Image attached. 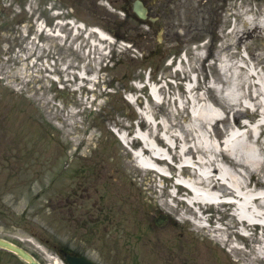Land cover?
Segmentation results:
<instances>
[{
	"label": "rangeland",
	"instance_id": "1",
	"mask_svg": "<svg viewBox=\"0 0 264 264\" xmlns=\"http://www.w3.org/2000/svg\"><path fill=\"white\" fill-rule=\"evenodd\" d=\"M9 1L13 4L0 14L8 26L0 31V100L10 107L9 121L25 117L27 125L13 137V143L9 142L12 138L1 139L10 147L26 143L30 152L21 158L22 172L14 161L15 152L4 151L0 157V164H5L0 171V237L36 252L43 264H55L39 241L49 236L61 237L78 250L96 242L97 251L89 248L96 253L87 252L101 264H135L134 238L143 235L144 229L155 230L146 234L149 239L141 243L142 252L166 254L161 264H198L202 240L187 219L191 213L183 203L169 199L171 183L162 192L158 182H163L157 174L134 167L132 152L120 136L130 137L137 124L146 132V120H166L171 115H176L172 122L186 123V127L198 94L220 103L216 88L244 79L239 63L245 61L259 69L264 64L263 42L245 27L243 18L252 14L255 24L262 0L227 3L222 20L235 27L218 34V48L210 30L215 18L187 16L190 7L183 8V20L176 18L181 24L173 27L175 34L168 27L166 33L156 28L162 31L160 41L156 40L159 32L150 40L142 25L122 19V10L112 0L56 1L53 7L62 8V13L55 16L46 7L48 0H39L38 8L34 3L20 7L15 3L18 0H3ZM71 15L83 21L87 31L93 25L116 24L120 32L127 33L132 47L106 30L112 43L98 40L96 32L84 28L75 32L76 24L64 20ZM39 22L44 24L40 32L36 29ZM25 29L29 30L27 37ZM172 35L173 39L166 40ZM238 36L246 41L245 46ZM112 53V60L105 64ZM181 53H185L183 59ZM219 53H225L231 65L222 82L217 69ZM169 59L173 62L167 63ZM222 125L218 121L219 130H224ZM160 213H167L170 220L163 226L154 221ZM98 228H102L99 234L89 236ZM83 230L89 231L84 232L87 236L78 234ZM113 239L114 254L108 252ZM207 250L213 264L224 256L214 241H209ZM0 264L25 263L0 248Z\"/></svg>",
	"mask_w": 264,
	"mask_h": 264
},
{
	"label": "bare ground",
	"instance_id": "2",
	"mask_svg": "<svg viewBox=\"0 0 264 264\" xmlns=\"http://www.w3.org/2000/svg\"><path fill=\"white\" fill-rule=\"evenodd\" d=\"M262 1L255 24H252V14H247L243 20L245 27L262 39L264 49ZM232 25L231 30L235 27ZM244 25L241 24V27ZM86 32H96L98 40L113 42L105 31L97 27L89 28ZM238 37L241 45L245 46L246 41ZM94 44L102 45L97 41ZM218 58L217 69L222 82L224 72L231 65L225 53L221 56L219 53ZM237 67L245 73L244 79L231 81L229 87L221 83L216 88L221 101L217 104L198 94L190 106L192 110L188 111L186 127V123L172 122L176 115H171L166 118L167 122L163 118L146 120L149 129L138 134L134 129V137L130 138L140 146L139 154L134 157L137 160L134 167L159 175L164 178L165 184L171 183V188L178 189V192L174 194L170 188L168 195L178 204L183 203L191 213L190 219L194 220L195 230L202 240L197 249L198 264L201 261L213 264L207 250L209 241H214L219 252L224 254L216 259L215 264H225V257L234 264H264V64L258 69L244 61ZM210 89L207 86V90ZM187 101H190L189 98ZM218 121L223 122L224 130H218ZM124 140L130 141L128 137ZM170 164H177L175 166L179 168L176 167L174 173L169 174L174 180L161 175L171 170ZM184 171L189 177L185 180L180 175ZM177 180L181 181V185L177 184ZM178 194L186 199L178 197ZM171 209L176 211L173 207ZM207 209L210 210V218L215 219L211 226L203 223L208 219L203 215ZM230 209L235 213H231ZM142 232L137 241L141 252V243L149 239H146L148 232ZM143 236L145 238L141 239ZM236 238L244 240L245 245L240 246ZM252 242L255 243L250 245ZM154 258L165 263L167 256L158 250Z\"/></svg>",
	"mask_w": 264,
	"mask_h": 264
},
{
	"label": "flooded vegetation",
	"instance_id": "3",
	"mask_svg": "<svg viewBox=\"0 0 264 264\" xmlns=\"http://www.w3.org/2000/svg\"><path fill=\"white\" fill-rule=\"evenodd\" d=\"M123 5L121 6L122 9L126 10L127 14H134V11L132 9V2L134 0H122ZM144 7L146 8L148 13H157L156 18L158 19L159 16H165L167 17H174V11L182 5L183 0H141ZM196 2V5L202 4L205 7H208V12L212 11L214 8L213 4L215 3V0H193ZM22 5H25L24 2H19ZM3 10V9H2ZM159 14V15H158ZM1 22H4V20H1ZM56 245L55 243H52V246Z\"/></svg>",
	"mask_w": 264,
	"mask_h": 264
},
{
	"label": "water",
	"instance_id": "4",
	"mask_svg": "<svg viewBox=\"0 0 264 264\" xmlns=\"http://www.w3.org/2000/svg\"><path fill=\"white\" fill-rule=\"evenodd\" d=\"M139 14L141 16H144L143 13L139 12ZM0 245L5 247V248H10L13 251H15L17 254H19L21 257L25 258L26 260L29 261V264H38L34 258H32L29 254H27L22 248L15 246L14 244H12L9 241H4L2 239H0ZM70 264H94L92 263L90 260L86 259V258H78V257H74V256H70L67 255Z\"/></svg>",
	"mask_w": 264,
	"mask_h": 264
}]
</instances>
